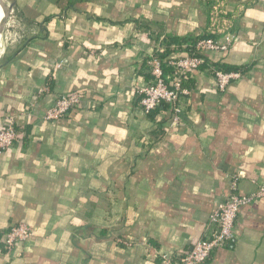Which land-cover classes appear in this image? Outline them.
I'll use <instances>...</instances> for the list:
<instances>
[{
    "label": "crops",
    "instance_id": "obj_1",
    "mask_svg": "<svg viewBox=\"0 0 264 264\" xmlns=\"http://www.w3.org/2000/svg\"><path fill=\"white\" fill-rule=\"evenodd\" d=\"M12 3L0 130L13 117L18 138L0 157V264L176 260L209 235L231 180L242 194L264 187V0ZM210 32L238 42L192 73L183 125L171 126L164 105L143 114L151 57L168 39ZM212 67L243 78L220 93ZM70 93L80 105L46 121ZM21 223L34 237L7 251L4 236ZM203 264H264V199L241 209L233 239Z\"/></svg>",
    "mask_w": 264,
    "mask_h": 264
},
{
    "label": "built area",
    "instance_id": "obj_2",
    "mask_svg": "<svg viewBox=\"0 0 264 264\" xmlns=\"http://www.w3.org/2000/svg\"><path fill=\"white\" fill-rule=\"evenodd\" d=\"M11 12L10 16L12 15ZM238 37L226 34L221 39H203L196 46V55L179 54L174 57L162 59L163 51L153 55L149 62L151 79L138 89L140 107L143 114L151 115L160 106L169 108L172 114L171 126L183 125L182 116L185 113L184 101L190 95L186 84L192 73L200 71L208 64V53H226L236 43ZM61 64H59V67ZM169 69V70H167ZM216 87L220 93H225L227 88L240 81L243 73L239 71H225L212 67ZM82 100L79 93H70L60 97L46 112L45 120L54 121L65 118L76 109ZM18 138L15 119L7 117L3 128L0 130V157L8 153L15 145ZM230 196L219 203L210 216V233L198 241L192 251L179 254L176 260L168 253L159 254L161 264H203L213 253L234 237V229L240 211L254 202L264 199V187L253 194H242L238 187L237 178L231 180ZM34 237V230L25 223L11 226L4 236L3 244L7 251H12L20 244H26Z\"/></svg>",
    "mask_w": 264,
    "mask_h": 264
},
{
    "label": "trees",
    "instance_id": "obj_3",
    "mask_svg": "<svg viewBox=\"0 0 264 264\" xmlns=\"http://www.w3.org/2000/svg\"><path fill=\"white\" fill-rule=\"evenodd\" d=\"M208 38H212V39H217L218 37L216 35H214L213 32L208 33V35H203V36H195V37H188V38H171L168 39L165 43V50L162 52V55L160 56L162 59H166L168 57V55H170V53L172 51L171 47L175 46L178 49L181 50V48L184 47V52L186 54L189 55H196V51H195V46L196 44L203 39H208ZM169 70V69H167ZM226 71H239L238 69H225ZM240 72V71H239Z\"/></svg>",
    "mask_w": 264,
    "mask_h": 264
},
{
    "label": "water",
    "instance_id": "obj_4",
    "mask_svg": "<svg viewBox=\"0 0 264 264\" xmlns=\"http://www.w3.org/2000/svg\"><path fill=\"white\" fill-rule=\"evenodd\" d=\"M0 8H1V11L3 12V15H4L3 19L0 20V37H2V36L4 37L5 30L8 27V19L10 17V14H11L13 8H14V4L11 2L9 4L8 11L5 12L2 1L0 0ZM5 42H6V40H5ZM5 48H6V45H5Z\"/></svg>",
    "mask_w": 264,
    "mask_h": 264
},
{
    "label": "bare ground",
    "instance_id": "obj_5",
    "mask_svg": "<svg viewBox=\"0 0 264 264\" xmlns=\"http://www.w3.org/2000/svg\"><path fill=\"white\" fill-rule=\"evenodd\" d=\"M1 1H2L3 7H4V11L7 12L8 11V8H9V4H10L9 3V0H1ZM2 14H3V12L1 11V8H0V20L3 19V16L4 15H2ZM5 40H6L5 37H3V36L0 37V58H1V56L4 53V50H5V45H6Z\"/></svg>",
    "mask_w": 264,
    "mask_h": 264
},
{
    "label": "rangeland",
    "instance_id": "obj_6",
    "mask_svg": "<svg viewBox=\"0 0 264 264\" xmlns=\"http://www.w3.org/2000/svg\"><path fill=\"white\" fill-rule=\"evenodd\" d=\"M11 2H12V0H9V3H11ZM14 28L16 29V27L14 25V19H12L10 16L8 19V27L6 28L7 31L5 30V34H4V37L6 39V45H7V43H10L13 39L12 32H13Z\"/></svg>",
    "mask_w": 264,
    "mask_h": 264
}]
</instances>
